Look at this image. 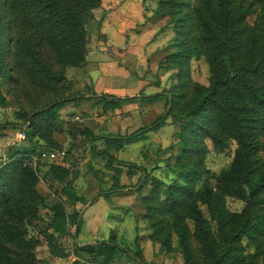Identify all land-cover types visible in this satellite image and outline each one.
Wrapping results in <instances>:
<instances>
[{
    "label": "trees",
    "instance_id": "1",
    "mask_svg": "<svg viewBox=\"0 0 264 264\" xmlns=\"http://www.w3.org/2000/svg\"><path fill=\"white\" fill-rule=\"evenodd\" d=\"M165 4L175 7L171 11L177 49L174 64L180 62L181 46L186 44L193 70L198 74L205 64L208 75L205 85L177 83L170 93L168 113L180 125L181 154L174 165L177 179L163 187L166 183L162 179L152 177L151 189L141 195L145 216L153 228L151 240L171 250L160 221H154L157 215L166 216L184 253V264H198L189 254L193 241L204 264H264L259 242L264 219L252 210L264 190L263 165L255 154L258 120L260 115L264 117V88L256 83L260 78L264 81V9L257 24L247 26L243 24L247 10L235 7L232 0H195L193 5L189 0H159L156 11L163 12ZM100 5L101 0H0V80L24 95L45 94L43 100L30 103L31 112L22 115L27 124L25 137L33 144L38 139L59 147L53 141L59 128L56 112L74 98H95L106 110L140 97L96 93L73 97L65 93L71 90L66 71L86 62L87 23ZM182 87L194 93L187 106L179 109L174 97L179 98ZM4 102L0 89V104ZM158 125L156 120L141 132ZM139 133L132 134L130 140ZM95 138L118 147L123 144L120 136L100 134ZM208 141L214 148L233 146L230 164L217 173H209L199 164ZM109 146L101 151L93 149L106 165L113 166L116 159L107 153ZM34 152V145L14 150L0 163V264H38L39 240L29 236L25 227L45 206L37 189V168L31 163ZM192 158L200 162L193 163ZM139 168L147 173L146 168ZM49 172L67 191L69 169L54 164ZM229 197L243 201V207L229 209ZM52 210L63 220L66 212L62 205L58 203ZM210 220L215 222V231ZM83 248L96 250L102 264H110L117 252L131 255L137 264H146L140 252L131 253L112 236Z\"/></svg>",
    "mask_w": 264,
    "mask_h": 264
},
{
    "label": "rangeland",
    "instance_id": "2",
    "mask_svg": "<svg viewBox=\"0 0 264 264\" xmlns=\"http://www.w3.org/2000/svg\"><path fill=\"white\" fill-rule=\"evenodd\" d=\"M118 2L101 0L100 7L93 10L87 23L88 52L97 50L101 54H91L89 61L80 68L66 71L71 90L65 93L73 97L94 93L119 97L139 95L136 100L103 110L95 98H74L56 112L59 128L53 134V141L59 147L38 139H34L33 144L26 137L11 143L16 132L24 131L27 126L23 113L31 112L30 103L43 100L45 94L24 95L21 90L0 80L5 98L0 104V163L7 161L14 150L35 146L31 163L37 161V189L45 199V206L40 208L35 219L25 223V227L29 236L39 240L38 264H102V256L96 250L89 252L83 247L97 245L111 236L116 244L131 253L140 252L146 264H184V253L170 231L168 217L157 215L154 221H160L161 233L169 238L171 250L151 240L153 228L145 216L141 195L151 189L152 177L162 179L166 183L163 187L177 179L174 165L181 154L177 135L180 125L173 122L168 113L170 93L177 83L207 84L208 70L205 64L201 65L200 73L193 70V62L190 65L186 57V44L181 46L180 62L174 64L172 58L177 50L171 12L174 5L165 4L163 12H157L159 0H127L130 4L126 7ZM189 3L193 5L195 0H189ZM232 4L247 10L243 19L247 26L256 25L264 9L263 0H232ZM133 31L147 33V37L142 43H135L140 46L137 53L128 54L124 40ZM143 43L145 47H142ZM256 83L264 88L263 79ZM178 90L181 95L174 97V105L184 109L194 91L183 87ZM156 120L158 126L141 132ZM134 133L139 134L130 140ZM100 134L120 136L123 144L118 147L103 138L92 139ZM107 145H110L107 153L116 159L113 166L106 165L105 159L93 149L101 151ZM61 151L64 154H60ZM49 152L56 156H49ZM232 154L233 146L214 148L208 141L201 162L196 158L192 161L200 162L209 173H217L230 164ZM255 154L264 171L262 115L258 120ZM54 164L69 169L67 191L63 189L64 183L55 180L49 172ZM139 167L146 168L147 173ZM58 203L66 212L63 220L53 215L52 207ZM227 205L229 209L239 211L244 202L229 197ZM252 210L264 219V190L252 204ZM210 222L215 231L214 220ZM259 242L264 251V230ZM192 244L197 247L194 241ZM194 245L189 250L191 258L204 264ZM110 264L137 263L131 255L117 252Z\"/></svg>",
    "mask_w": 264,
    "mask_h": 264
},
{
    "label": "crops",
    "instance_id": "3",
    "mask_svg": "<svg viewBox=\"0 0 264 264\" xmlns=\"http://www.w3.org/2000/svg\"><path fill=\"white\" fill-rule=\"evenodd\" d=\"M118 3L119 4L121 3V4L125 5V7L130 4V3L127 2V0H119ZM133 12H135V11H133ZM151 31L152 30H150L148 34H150ZM145 37H147V33L146 34L145 33L138 34L137 32H134V31L133 32H130V36L127 37V40L126 39L124 40V48H127L126 51L129 52L128 54H130V52H132V53L136 52L137 53L138 52V49L140 48V46H136L135 43L137 41H138V43L139 42L142 43L145 40L144 39ZM142 47H145V43H143ZM94 52H96V53H94ZM100 52L101 51H97V50L96 51H90V52H88V54L86 56V62L89 61V56L91 54H92L91 56H95V54H96V56H99L101 54ZM78 68H80V67H78Z\"/></svg>",
    "mask_w": 264,
    "mask_h": 264
},
{
    "label": "built area",
    "instance_id": "4",
    "mask_svg": "<svg viewBox=\"0 0 264 264\" xmlns=\"http://www.w3.org/2000/svg\"><path fill=\"white\" fill-rule=\"evenodd\" d=\"M15 135H16V137H15L14 140L11 141V143H15L16 141H19V140L25 138V134H24V131L23 130L17 131ZM60 154H64V151H61ZM49 156L54 157L56 155L53 152H49ZM33 160H36V158H34ZM33 162L34 163L32 165H33L34 168H36L37 161H33Z\"/></svg>",
    "mask_w": 264,
    "mask_h": 264
}]
</instances>
